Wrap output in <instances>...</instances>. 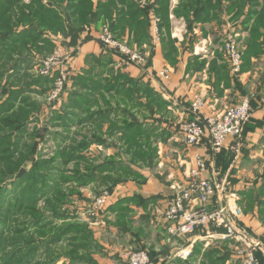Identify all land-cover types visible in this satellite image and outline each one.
Wrapping results in <instances>:
<instances>
[{"label":"trees","instance_id":"16d2710c","mask_svg":"<svg viewBox=\"0 0 264 264\" xmlns=\"http://www.w3.org/2000/svg\"><path fill=\"white\" fill-rule=\"evenodd\" d=\"M211 1L184 0L173 13L177 18L189 19L194 11L195 22H200L199 5H209ZM233 3L238 9L245 4L251 8L245 21L250 24L249 36L241 46L245 63L264 51V0ZM142 7L134 0H99L96 4L93 0H0V264H98L94 257L102 247L89 225L78 221L77 213L69 212L72 196L78 194L80 198V189L96 182L110 193L130 180L145 182L133 166L153 163V137H170L166 129L158 135L169 113L163 96L150 83L115 69L116 53L103 46L101 56L86 57L81 74L69 77L67 71L62 93L65 101L42 127L38 124L43 104L31 97L46 96L59 76L34 74L35 66L58 49L47 35L63 37L61 47L73 59L83 34L93 26H109L117 40L128 31L137 45L143 46L148 41L149 11L153 7ZM168 9V0H158L154 7L162 21L160 26L167 29ZM87 40L89 35L84 39ZM151 64L149 57L143 69ZM229 72L235 79L243 70L233 75L229 64ZM112 115L117 119L111 121ZM106 124L110 139L120 134V149L129 164L122 161L121 154L101 164L87 157L85 152L91 145L110 147L103 135ZM80 137L82 140L78 141ZM49 141L57 149L53 157L47 158L48 154L40 153L39 147ZM222 155L223 150L218 161ZM70 165L72 169L68 168ZM23 169L25 173L17 179ZM130 203L141 206L142 199H123L107 210L116 215L115 226L124 231L132 213ZM261 203L264 206V201ZM262 215L264 221V211ZM193 257L202 259L199 264H226L231 252L225 243L203 252L199 243L188 262H176L196 264ZM257 257L264 264L261 252H257Z\"/></svg>","mask_w":264,"mask_h":264},{"label":"crops","instance_id":"0c3cea01","mask_svg":"<svg viewBox=\"0 0 264 264\" xmlns=\"http://www.w3.org/2000/svg\"><path fill=\"white\" fill-rule=\"evenodd\" d=\"M29 1L25 0L27 3ZM98 1L93 0L95 4ZM146 1L148 5L142 8L153 7L149 11L148 41L143 46H138L128 31L119 41H124L131 48L143 52L147 57H152L151 67L143 69L137 66H130L124 69L119 66L120 60L115 56V69H121L133 78L142 79L143 82L150 83L152 88L163 96V99L168 103L169 111L165 120H163L164 122L167 121L166 119L169 115V118L171 117L176 121L193 120L194 115L191 107L196 98H201L206 102V106L202 110L203 116L220 113L229 107L241 104L245 99L251 101L252 115L242 137L239 140L232 137L227 139L222 149L223 155L219 161V158L217 159L219 153L215 154L207 142L199 147L185 148L180 141L181 136L179 133L175 136L171 128H166V123L162 124V126L170 135L167 141L170 139L169 142L175 141V143L179 144L175 149L174 159L176 160L165 161L167 166L173 162L171 166L176 165L175 168H177L180 162V165L185 168L184 171L186 173L184 174L187 177L191 165L193 166L192 160L194 157L200 155L205 158L209 168L205 177L211 178L215 176L220 183L228 185L227 192L229 194H237L240 199L238 204L243 213L239 224L251 239L260 241L264 235V221L262 220L264 206L261 203L264 201V179L262 178L264 174V51L260 57L251 58L250 61L245 62L244 68L242 67V74L235 79L231 77L229 62L224 52V43L228 36L236 35L239 42L241 40L244 41L249 36L247 28L250 27V24H245V21L251 11L250 4H245L242 9H238L234 5L233 0H212L209 5L202 3L199 5L202 21L195 22L194 11L191 12L189 19L184 17L177 18L174 15V9L184 0H168L169 28L160 26L162 23L160 20L159 39L157 40L153 33V18L154 16L158 17L154 12V7L157 6L158 0ZM158 18L160 19V17ZM100 32L101 26H93L83 34L82 43L77 48L76 57H74L67 69L69 77L83 72L87 56L102 55L103 47L99 41ZM88 35L89 40L84 41ZM47 37L55 41L56 48L63 46V37L50 35H47ZM171 45H173V49ZM71 50L73 51L74 49ZM35 73L36 66L34 68ZM162 73H166L167 78L162 77ZM70 87L71 83L69 81L68 88ZM64 95H62L63 97L55 106L53 104H56L58 100L54 101V103L47 101L48 106L51 107L47 110L50 111L47 122L52 112L60 110L62 102L65 101L63 99ZM41 117L39 116L40 122L44 121ZM139 118L143 120L142 117ZM115 119H117L115 115H112L111 121ZM162 126L158 131V135L165 131ZM108 128L109 124H106L103 131L105 138H109L107 135ZM80 131H82V127H80ZM95 147L98 150H103L101 152L107 153L108 158L122 152L120 147L99 145H95ZM165 152L167 154V148ZM157 164L155 161L154 165L156 167ZM161 165L163 164L159 163L158 166ZM140 174L145 179V182L140 183L130 180L128 183L121 184L115 188V200L112 205L118 204L123 199H132L133 197L142 199L141 206L136 203L128 205L132 213L130 214L131 218L128 217L130 219L127 221V231L115 226L117 220L115 214L107 212L104 216L105 224H108L110 229H115L114 234L125 239L130 233L132 234L131 237L134 238L132 239L134 242H139L140 235L144 234V230L141 228L138 233H135V221L140 222L143 226H145L144 223L147 221L145 223V231L149 229L150 213L158 208H162L165 211L173 195L171 191L170 197H167L170 190H173V187H185L187 182L185 177L179 174L178 178L170 184L171 188L167 189L156 183L152 179L153 175L143 172ZM261 197L263 198L261 199ZM227 201L231 202L229 197L218 193L209 208L210 210L220 208L227 204ZM130 221H132V226ZM159 224L165 226L164 218L159 221ZM219 230L214 228L209 230L201 229L186 237V257L176 260L188 262L187 260L191 259L194 247L199 243L204 247L203 252L211 248L213 240L222 241L219 246H222L223 243L228 246L236 245L235 241L218 237L224 233V231ZM101 247L103 251L105 246L101 244ZM94 258L98 262L97 257L95 256ZM192 260L199 264L202 259L193 257ZM162 262L160 261V263ZM58 264H63V262ZM226 264H240V261L238 262L235 253H233Z\"/></svg>","mask_w":264,"mask_h":264},{"label":"built area","instance_id":"2783aa9c","mask_svg":"<svg viewBox=\"0 0 264 264\" xmlns=\"http://www.w3.org/2000/svg\"><path fill=\"white\" fill-rule=\"evenodd\" d=\"M142 6H147L146 0H134ZM158 17L153 18V33L159 39ZM99 41L106 50L113 51L120 60V67L124 69L130 66L144 68L148 64L149 57L140 51L131 48L126 42L119 41L109 26L101 29ZM225 57L228 60L231 73L239 75L244 64L241 45L236 35L228 36L224 43ZM73 58L66 54L62 47L56 52L41 60L36 66V72L42 77H51L59 73L48 102L57 101L64 92L68 65ZM167 78L166 73L161 74ZM206 102L196 98L191 107L194 115L193 120H188L180 125L179 135L187 147L201 146L208 143L212 151L218 154L223 149L227 139L232 137L239 140L252 115V107L249 99L241 104L229 107L220 113L203 116L202 110ZM209 168L206 160L196 155L194 157L193 171L188 185L170 201L166 214L165 223L168 226V235L171 238L185 237L194 234L198 230L210 228L223 230L218 237L235 241V255L240 264H261L257 252L264 257V235L260 241L251 239L247 232L240 226L242 210L239 206V197L235 193H228V185L220 183L213 176L205 177ZM264 179V174L262 175ZM218 193L225 194L231 202L220 208L210 210L212 200ZM115 192H106L94 201L91 207L92 217H98L107 210L111 201L115 200ZM127 264H151L150 257L144 252H132L127 254Z\"/></svg>","mask_w":264,"mask_h":264},{"label":"rangeland","instance_id":"374dc122","mask_svg":"<svg viewBox=\"0 0 264 264\" xmlns=\"http://www.w3.org/2000/svg\"><path fill=\"white\" fill-rule=\"evenodd\" d=\"M240 43H242L241 46H243V40H241ZM35 74L38 75L37 72ZM54 84L55 83H52L51 90L50 92H48L46 96H41V97L35 95L31 96L34 100H37L38 102L43 104V107L41 109L42 111L40 112V116H42L41 119L44 121H41L38 124L39 127H42L45 124L44 122L45 121L47 122V118L49 117L50 111L47 110L48 108L51 107L48 106L47 101L54 87ZM169 116L166 119L168 122H165L167 125L166 128H171V130H173V133L176 136L180 132V125L185 121L183 122L176 121L173 120L171 117L169 118ZM33 127L34 124L31 125L30 129H32ZM57 131H59V129H57ZM73 131L75 132V128H73ZM86 131H88V129H86ZM83 132L84 130L82 129L81 133ZM114 138L105 139L104 137L108 145L118 148L121 147V145L118 142V139L120 138V134H116ZM166 138H167L166 135L163 138L161 137L152 138L153 141L152 148L156 150L155 153L156 158L154 159L152 164L139 162L137 165H134L133 168L135 169V171L139 173L143 172L146 174L153 175L154 177L152 179H154L156 183H158L160 186H164L167 189H169V187L171 188L170 184L173 181H175L176 178H178L179 174H182L185 177L186 174L184 173H186V171H184L185 168L184 166L180 165V162L178 163L177 168H175L176 165L171 166L173 162L167 166V163L165 161H170V159L176 160L174 159L175 149L179 144L177 142L175 143V141L169 142L170 139L167 141ZM81 140L82 138L80 137L78 141ZM180 141L182 145L185 146V144L182 142V139H180ZM55 147L56 145H54L53 141H49L46 144L41 143L39 147L40 153L48 154L47 158L53 157L57 149ZM166 148H167V154L165 152ZM185 148H189V147L185 146ZM51 150L53 153H50ZM101 151L103 150H98L95 147V145H91L90 148L85 153L87 157L91 159H96L97 160L96 164H100V162H104L108 159L107 153ZM120 154H121V159H123L122 161L129 164L128 161L129 158L125 156L123 152H121ZM155 161L158 163L157 167L154 165ZM159 163L163 165L158 166ZM192 163H194V159L192 160ZM72 167L73 165L68 166L69 169H72ZM192 171H193V166L191 165L188 171V175L187 177H185L187 181L186 185H188V183L190 182ZM183 188L184 187L179 186V187H173V190H170V193L167 195V197H170L172 192L173 195L171 196L169 203L173 199V197H176L181 192ZM106 189L107 188L105 186H102V184H100L99 182H96L95 184H92L89 187L81 188L80 189V192L82 193L81 197L79 198V195L75 194L74 196H72L73 202L71 203V205H69V212L77 213L79 216L78 221L88 224L89 227L94 232V235H96L99 244L101 243L105 246V249L103 251L101 250L95 254L99 264H127V254L132 252H144L150 257V259H152L153 261H157L158 262L157 264H162V263L175 264L176 259H184L186 257L185 254H187L186 253L187 250L185 244L187 243V240L185 238L191 235L180 238L177 237L176 239L171 238L168 235V226L166 225V223L165 226L159 224V221L163 220V218L165 222L166 219L165 214L167 209L163 211L162 208H158V209H154V211L150 213V224H149L150 227L146 231H145V226H146L145 223H147V221H145L144 223L145 226L141 225L140 222L138 223L137 221H135L136 222L135 233H138L140 228L144 230V234L140 235L139 242L137 241L134 242L132 240L134 238L131 237L132 234L130 233L125 237V239L120 238L119 236L114 234L115 229L113 228L110 229L108 224H105L104 216L107 213L109 206L112 205L113 201L110 202L109 206L107 207V210L103 212L104 214H100V216L98 217L96 216L92 217L90 215L92 214L91 207H93L92 205L94 204V201L97 197H99L100 195L106 192H109ZM114 192L115 190L112 193ZM41 205H43V203H41L40 206ZM129 219H127V221H129ZM130 225L132 226V221H130ZM209 241L211 242V240ZM221 242L222 241L220 240H213V243L211 244L212 246L210 247H220L219 243ZM235 247H236L235 244L234 246L233 245L228 246L231 255H233V253L235 252ZM152 260H151V264H154ZM160 261L163 262L160 263Z\"/></svg>","mask_w":264,"mask_h":264},{"label":"water","instance_id":"95a60500","mask_svg":"<svg viewBox=\"0 0 264 264\" xmlns=\"http://www.w3.org/2000/svg\"><path fill=\"white\" fill-rule=\"evenodd\" d=\"M24 173H25V170L23 169V170L19 173V175L17 176V179H19Z\"/></svg>","mask_w":264,"mask_h":264}]
</instances>
